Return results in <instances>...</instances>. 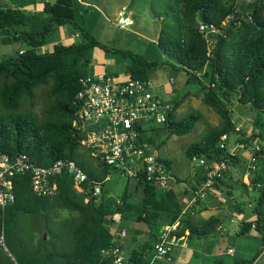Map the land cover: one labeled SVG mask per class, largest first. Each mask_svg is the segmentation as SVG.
Listing matches in <instances>:
<instances>
[{"label":"trees","instance_id":"obj_1","mask_svg":"<svg viewBox=\"0 0 264 264\" xmlns=\"http://www.w3.org/2000/svg\"><path fill=\"white\" fill-rule=\"evenodd\" d=\"M176 1L178 7L174 18L179 36L162 30L158 44L179 65L168 63L169 66L186 72L188 84L198 85L204 92V102L216 109L223 119L220 128L210 130L201 142L189 147L187 154L190 159L198 155L206 157L209 162L225 160L230 155H224L218 143L222 135L235 133L236 128L226 102L237 98L242 107L251 106L264 112V0H250L243 13L237 11L238 0ZM76 7V0L45 3V21L32 32H27L17 31V28L28 26L30 16L0 4L2 44L26 41L29 46L22 51L23 54L17 52L0 62V152L11 157L26 155L33 164L42 167H49L59 160H73L87 173L90 182H104L112 168L100 162L103 166L96 170L82 156L77 157L83 146L80 131L74 127L80 111L76 98L82 88L80 79L89 75L90 51L98 48L130 58L133 65L129 75L132 78L148 80V70L160 64L131 52L112 50L97 42L77 23ZM201 23L221 31L213 35L215 46L211 51L200 31ZM65 25H72L84 41L69 46L57 45L51 53H38L37 49L46 45L48 37ZM10 78L15 79L12 85ZM43 85L50 86L46 92L50 104L44 116L32 111L23 112V100L33 99ZM179 107L178 101L172 105L168 121L161 128L170 135L185 136L192 132L199 118L189 115L181 121L176 120ZM157 130L144 131L143 141L155 146L153 133ZM246 134L239 133L240 142L250 144L260 138L255 131L249 137ZM239 163L240 160L233 157L229 164L235 166ZM203 176L201 181L205 180V174ZM55 179L59 195L40 198L33 191L29 175L15 176L16 201L5 209L0 207V234L4 231L9 249L6 252L0 247V264H103V250L117 243L109 229L113 215L118 212L122 220L132 216L137 222L150 224L161 212L172 209L169 200L172 191L163 192L143 179L127 180L126 191L119 198L108 196L105 185L99 197L91 195L88 183L83 185L85 192H78L69 173ZM252 184L254 190L259 189L260 205H264V165ZM135 194L140 195L138 204L133 202ZM57 209L77 216L60 223L57 228L47 224L51 239L46 240L43 235L37 239L36 234L41 229L35 225ZM255 214L256 221L242 225L240 235L246 236L254 229L264 243V213L259 208ZM176 220L177 217L173 223ZM28 227H32L30 231L25 230ZM190 230L191 234L199 232L194 228ZM206 230L200 229V233L206 235L209 233ZM129 264H149V260L135 251Z\"/></svg>","mask_w":264,"mask_h":264},{"label":"built area","instance_id":"obj_2","mask_svg":"<svg viewBox=\"0 0 264 264\" xmlns=\"http://www.w3.org/2000/svg\"><path fill=\"white\" fill-rule=\"evenodd\" d=\"M117 24L132 27L135 24L132 13L121 12ZM200 31L207 39L209 50H213V35H218L221 31L206 23L200 24ZM80 84L82 88L76 98L80 111L74 127L80 131L82 146L104 166L118 170L123 178L136 181L143 179L163 192L170 191L176 181L173 170L166 160L160 158L153 146L143 141L142 133L149 131L151 126H163L167 123L172 105L156 95L152 91L151 82L143 78L121 80L108 74L87 75L80 79ZM240 132L250 136L249 132L236 126L233 150L229 147L230 135L221 136L218 147L224 155H230L225 160L209 162L204 156L192 157L191 160L205 174V180L192 192L195 203L205 201L214 193L217 184L232 166L229 164L230 160L238 156L239 150L249 153L250 174H256L263 167L264 146L254 140L250 144L240 142ZM64 173L73 177L74 187L78 192H85L83 185L88 183L93 197H99L103 185L112 180L111 175H107L104 182H90L87 173L73 160H59L49 167H42L33 164L26 155L11 157L0 152V207L5 209L16 201V175H29L34 193L40 198H52L60 193L55 178ZM112 221L109 229L115 235L117 243L103 250V264H129L121 242L127 235V231L120 226L121 213L113 215ZM0 247L9 252L4 231L0 234ZM170 250L171 244L166 241V235H163L154 245V259H167ZM229 253L233 254L234 250H229Z\"/></svg>","mask_w":264,"mask_h":264},{"label":"rangeland","instance_id":"obj_3","mask_svg":"<svg viewBox=\"0 0 264 264\" xmlns=\"http://www.w3.org/2000/svg\"><path fill=\"white\" fill-rule=\"evenodd\" d=\"M3 1L7 3L11 2V0ZM36 2L39 3V0H36ZM248 2L251 1L238 0L236 2L238 6L237 11L244 12L246 3ZM90 3L94 4V6L77 10L75 16L77 23L91 34L97 42L112 50L131 52L147 60L158 62L160 66L148 70V78L152 84V91L162 97L169 105H173L177 101L180 103V107L175 113L176 120L181 121L189 115L198 116V122L192 132L185 136L170 135L166 130L161 128L162 126L156 125L149 128L159 129L153 133L156 138V145L153 146L156 153L160 158L170 162L174 176L184 180L186 182L185 187L189 188L194 178L203 171L190 159L187 150L191 145L201 142L210 130L220 128L223 124V119L216 109L204 102L205 95L202 89L198 85L188 84L189 76L186 72L169 66L168 63L179 65L172 61L158 44L162 30L169 31L174 36H179L177 21L173 18L177 13V1L91 0ZM80 8L81 5L77 3V9ZM121 12L132 13V18L135 21L133 27L121 29L117 25ZM165 21L166 23H164ZM41 22L42 20L36 25L41 26ZM65 26L71 27L72 25ZM31 30L29 29L28 32H32ZM58 35H50L46 45L37 49V52L40 54L53 52L54 45H60ZM1 37L2 35L0 34ZM28 48L29 46L26 41L12 42L10 44L0 43V62L5 61L21 49L26 50ZM111 52L122 56L114 51ZM121 76V80H125L124 75ZM49 87L43 85L37 89L33 99L25 98L21 110L23 112L32 111L43 117L50 104L46 95ZM226 103L229 111H231L234 124L239 125L250 134L252 130L258 133L260 135L258 142L264 146V112H259L251 106L242 107L237 98ZM229 135L230 144L233 145L236 134L231 132ZM81 156L93 169L102 168L103 165L100 161L94 158L91 153L89 154L84 147L77 153V157ZM109 175H111L112 180L104 184L105 193L110 197L119 198L126 191L128 181L115 169H109ZM247 189H250V186L246 187L239 183L233 191L234 196L245 207V221L256 215V209L260 208L264 213V205H260L261 193L259 189H250L249 191ZM133 202L138 204L140 202V195L135 194ZM187 202L184 206L187 205ZM249 205L252 208H249ZM74 215L77 216V214H71L69 211L61 209L50 211L48 215L42 217L40 222L35 225V227L37 226V228L41 229L36 234V238L40 239L43 235L46 237V240H50L51 237L47 230V224L50 227L57 228L60 223ZM240 223L238 219L236 223H231L230 217L225 219V237L232 240L238 239L237 245H235L238 254L237 259H230V263L235 264V262L241 259L245 264H264V243L261 237L258 235H254V238L237 236L235 229L239 230ZM142 224L147 225V223ZM31 228L28 227L25 230L30 231Z\"/></svg>","mask_w":264,"mask_h":264},{"label":"crops","instance_id":"obj_4","mask_svg":"<svg viewBox=\"0 0 264 264\" xmlns=\"http://www.w3.org/2000/svg\"><path fill=\"white\" fill-rule=\"evenodd\" d=\"M76 1L81 5V8H75V16L77 10L94 6L90 3L91 0ZM55 2L56 0H39V3L36 0H11L10 3H7L0 0L2 7L19 10L30 16L31 20L28 26L17 28V31L27 32L29 29L33 31L37 26L36 24L41 20L42 22L45 21L46 16L43 13L45 3L54 4ZM119 27L121 29L129 28ZM55 34H59L58 42L63 46L83 42L80 32L75 30L73 26L61 27L52 36ZM0 43H2V37ZM56 46L55 44L54 48ZM22 51L24 50L21 49L19 52ZM89 59L91 61L87 68L89 75L108 74L119 78L124 75L125 79L130 78L129 71L133 65L130 58H124L112 52L95 48L90 51ZM234 144L235 140L233 145L230 144V150L235 149ZM237 158L240 163L230 167L214 193L205 201L195 203L192 193L199 183H202L201 177L204 174L202 170L203 172L194 178L189 188L185 187L186 182L184 180L175 177L176 181L170 189L172 196L169 197L171 211L161 212L159 217L152 220L150 224L144 225L142 224L144 222H137L132 216L124 218L120 226L127 231V235L121 242L128 260L132 252L137 251L139 254L144 255L146 260H149V264H231L230 259H237L238 254L235 245H237L238 239L232 240L225 237L224 224L225 219L228 217H230L231 223H236L237 219L241 222L239 230L235 229L237 236L254 238V235H258L261 237L254 229L246 236L240 235L242 225L250 222L254 223L257 216L254 215L245 221V207L240 200H237L233 191L239 183L246 185V187L250 186V189L254 190L252 181L256 174L249 173L248 151L239 150ZM261 169L262 167L258 172H261ZM186 201H188L187 205L184 206ZM249 208H252V206L249 205ZM175 217H177V220L173 223ZM187 221L189 223H186ZM190 228L197 229L199 232L197 234L192 232L191 234ZM203 228L208 229L206 231H209V233L202 235L200 229ZM163 235H166V241L171 244L169 257L155 260L154 245L161 240ZM257 238L259 239V237ZM229 250H234V253L230 254ZM235 264H244V262L240 259Z\"/></svg>","mask_w":264,"mask_h":264},{"label":"water","instance_id":"obj_5","mask_svg":"<svg viewBox=\"0 0 264 264\" xmlns=\"http://www.w3.org/2000/svg\"><path fill=\"white\" fill-rule=\"evenodd\" d=\"M147 14H149V12H147ZM14 82H15V79H13V78H10V79H9V83H10V85H12ZM45 238H46V237H45Z\"/></svg>","mask_w":264,"mask_h":264}]
</instances>
